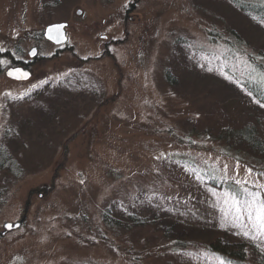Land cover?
<instances>
[{
  "label": "rangeland",
  "instance_id": "374dc122",
  "mask_svg": "<svg viewBox=\"0 0 264 264\" xmlns=\"http://www.w3.org/2000/svg\"><path fill=\"white\" fill-rule=\"evenodd\" d=\"M263 57L264 22L234 0H0V230L26 215L0 264H230L217 235L257 264L264 159L218 134L264 118L246 84ZM29 60L31 79L6 76Z\"/></svg>",
  "mask_w": 264,
  "mask_h": 264
},
{
  "label": "trees",
  "instance_id": "16d2710c",
  "mask_svg": "<svg viewBox=\"0 0 264 264\" xmlns=\"http://www.w3.org/2000/svg\"><path fill=\"white\" fill-rule=\"evenodd\" d=\"M238 7L248 16H254L264 22V3L263 2H246L244 0H234ZM264 58V57H263ZM264 68V65L262 66ZM247 87L253 91L255 96L264 103V86L259 84L258 80H247ZM218 137L222 139L230 148L254 157L259 156L264 159V118L251 121L243 126H225ZM9 159L4 149L0 148V168L9 166ZM205 182L213 187H235L232 180L223 181L218 176L207 173ZM134 222L144 223V220L133 218ZM139 223V224H140ZM177 245H185V241H180ZM208 249L212 253L221 256L226 263L230 264H247V246L248 243L243 240H230L224 236L217 235L208 243ZM261 259L257 264H264V252L261 253Z\"/></svg>",
  "mask_w": 264,
  "mask_h": 264
},
{
  "label": "water",
  "instance_id": "95a60500",
  "mask_svg": "<svg viewBox=\"0 0 264 264\" xmlns=\"http://www.w3.org/2000/svg\"><path fill=\"white\" fill-rule=\"evenodd\" d=\"M77 12L78 13H82V9H78ZM68 26H69V22L68 21H56V22L49 23L44 28L43 35H44V37L47 40L53 42L54 44L63 45L66 42H68V40H69ZM33 51H35V53H36L35 55L32 54ZM29 53H30L31 57L36 56L38 54V47L37 46H33L29 50ZM16 69H19L21 72L28 73V77L27 78L17 79L16 77L19 76L20 73H15L14 70H16ZM10 71L14 72V75H12V76L8 75V73ZM5 74H6L7 77H9L11 79L28 80L32 76V71L28 67L12 65V66H9L5 70ZM25 219H26V215H24L21 219L16 220V221L7 220L4 223V225H3V229L0 230V235L4 236L8 232L19 228L20 226H22V224H23ZM7 224H11V225H13V227H11L10 229L8 227H5V225H7Z\"/></svg>",
  "mask_w": 264,
  "mask_h": 264
},
{
  "label": "snow or ice",
  "instance_id": "6c2138e0",
  "mask_svg": "<svg viewBox=\"0 0 264 264\" xmlns=\"http://www.w3.org/2000/svg\"><path fill=\"white\" fill-rule=\"evenodd\" d=\"M32 54L35 55L36 54L35 51H33ZM14 72L20 73L19 76L16 77L17 79L28 77V73L21 72L19 69L14 70ZM14 72L10 71L8 73V75L12 76V75H14ZM261 106L264 107V104H262ZM252 195H253V199H255V194H252ZM233 199H234V202H236V198L234 197ZM258 213L259 214L256 217L257 221L264 220V205H261L260 209L258 210ZM5 227H8L10 229L11 227H13V225L7 224V225H5Z\"/></svg>",
  "mask_w": 264,
  "mask_h": 264
},
{
  "label": "flooded vegetation",
  "instance_id": "af4514ba",
  "mask_svg": "<svg viewBox=\"0 0 264 264\" xmlns=\"http://www.w3.org/2000/svg\"><path fill=\"white\" fill-rule=\"evenodd\" d=\"M49 41V40H48ZM49 42H51V41H49ZM51 43H53V42H51ZM54 44V43H53ZM56 45V44H55ZM34 46H37V45H34ZM38 47V46H37ZM38 51H39V47H38ZM29 55H30V53H29ZM34 61L36 60V58L35 59H33ZM33 60L31 61V60H29V61H20V62H15L14 64H12V65H18V66H24V67H28L31 71H32V76H31V78L34 76V70L32 69V62H33ZM12 65H10V66H12ZM8 68V67H7ZM31 78H29V79H31ZM11 79V78H10ZM28 79V80H29ZM12 80H15V79H12ZM16 81H27V80H16Z\"/></svg>",
  "mask_w": 264,
  "mask_h": 264
}]
</instances>
